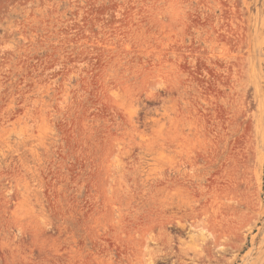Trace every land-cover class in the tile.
Instances as JSON below:
<instances>
[{"label": "rangeland", "instance_id": "obj_1", "mask_svg": "<svg viewBox=\"0 0 264 264\" xmlns=\"http://www.w3.org/2000/svg\"><path fill=\"white\" fill-rule=\"evenodd\" d=\"M0 264H264V0H0Z\"/></svg>", "mask_w": 264, "mask_h": 264}]
</instances>
